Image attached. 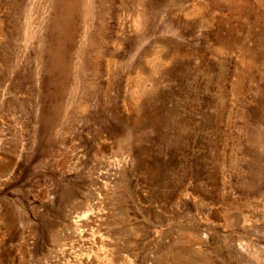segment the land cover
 <instances>
[{
    "label": "rangeland",
    "instance_id": "374dc122",
    "mask_svg": "<svg viewBox=\"0 0 264 264\" xmlns=\"http://www.w3.org/2000/svg\"><path fill=\"white\" fill-rule=\"evenodd\" d=\"M0 264H264V0H0Z\"/></svg>",
    "mask_w": 264,
    "mask_h": 264
},
{
    "label": "bare ground",
    "instance_id": "6f19581e",
    "mask_svg": "<svg viewBox=\"0 0 264 264\" xmlns=\"http://www.w3.org/2000/svg\"><path fill=\"white\" fill-rule=\"evenodd\" d=\"M84 216H85V215H83V216H81V217L84 218ZM95 217H96V216H95ZM85 219H86V218H85ZM85 219H84V220H85ZM88 219L90 220V218H88ZM80 220H82V219H78V221H80ZM84 220H83V221H84ZM86 221H87V219H86ZM86 221H85V222H86ZM81 222H82V221H81Z\"/></svg>",
    "mask_w": 264,
    "mask_h": 264
}]
</instances>
